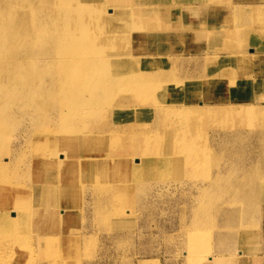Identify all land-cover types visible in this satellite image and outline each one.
<instances>
[{"label":"rangeland","instance_id":"obj_1","mask_svg":"<svg viewBox=\"0 0 264 264\" xmlns=\"http://www.w3.org/2000/svg\"><path fill=\"white\" fill-rule=\"evenodd\" d=\"M151 1L121 7L131 14L153 11L141 5ZM221 1L226 4L216 12L202 10V0H175L172 7L183 16L176 22L166 19L175 24L173 31L141 39L134 32L133 50L107 53L117 58L109 70L119 78L138 72L158 83V70L172 72L180 82L166 87L175 101L159 91L157 102L121 109L98 135L92 133L104 139L85 146L75 138L65 139L70 143L64 147L61 141V146L43 148L30 136L27 145L3 151L16 162L0 156V168L5 165L1 178L29 177L8 181L30 195L26 205L11 209L9 230L21 249L16 264H191L194 256L201 257L196 264H216L232 252L247 260L243 264H264V116H221L228 108L264 109V17H237L240 12L234 11L242 4V12H264V0ZM213 12L217 20L210 17ZM41 43L31 42L34 47ZM138 57L144 69L126 65ZM187 84L195 89L190 101L184 99ZM158 105L195 111L155 117ZM193 137L197 146L191 147ZM23 142L19 137L13 144ZM42 172L55 178L30 179ZM246 174L262 179L238 180ZM7 195L0 193V205L11 200ZM42 218L44 223H38ZM196 230L203 234L198 248L191 242ZM73 235L77 243L66 244ZM222 237L234 240L232 250L222 249ZM251 254L256 261L247 259ZM0 264H6L1 255Z\"/></svg>","mask_w":264,"mask_h":264},{"label":"bare ground","instance_id":"obj_2","mask_svg":"<svg viewBox=\"0 0 264 264\" xmlns=\"http://www.w3.org/2000/svg\"><path fill=\"white\" fill-rule=\"evenodd\" d=\"M158 1L159 4H155L156 0L148 5L141 3L146 8L153 7V11L139 9L131 14L127 7L121 6L127 3L130 6L135 0H0V156H4L3 160L8 158V162H16L15 156L3 151L18 150L27 145L26 138L30 136L39 139L33 143L43 148L61 146V141L64 147L70 143L65 139L77 138V145L82 146L94 139L102 140L105 136H93L92 133L98 135V131L107 125L111 114L130 108L136 102H157L156 93L159 91L165 92V100L175 101L166 87L180 82L172 72L158 70L155 78L159 82L156 83L153 78L142 77L138 72L123 79L109 70L115 68L117 58L107 53L123 52L126 48L133 50L131 39L134 32L139 39L159 38L175 27L173 22L166 20L168 17L175 22L182 19L181 9L172 7L175 0ZM202 1V10L212 9L216 12L226 4L221 0ZM216 12L209 14L214 20L219 18ZM34 40H41L42 43L34 47L31 44ZM115 56L120 57L121 54ZM140 59L129 60L126 65L144 69ZM184 91L185 101L195 98L193 86L187 84ZM153 109L155 117L164 118L181 115V112L187 116L195 111L190 110L191 107L169 108L160 105ZM221 116L256 118L264 116V109L228 108L221 112ZM13 120L16 122L12 123ZM84 132L87 134L84 135ZM19 137L25 142L14 146L13 141ZM191 140V147L194 144L197 146V140L194 137ZM4 170L5 165L0 168V182L9 185L11 182L8 181L29 180L27 175L18 173L10 175L9 179H2ZM261 176L246 174L238 180L251 181L262 179ZM54 178L52 173L42 172L30 179L44 182L45 179ZM4 188H0L4 190L0 193H8L11 200L3 201L0 205V255L6 264H16L21 257V249L18 246L20 239L9 230L13 225L11 209L26 205L30 195L24 188L12 185H4ZM107 213L101 216L107 217ZM43 218L38 223H44ZM34 226L38 227L39 224L35 223ZM240 229L244 231L247 228ZM77 239L75 235L69 236L65 243L74 244ZM202 240V231H192L193 247L198 248ZM220 240L225 251L232 250L236 245L228 237ZM251 247L253 249L256 245ZM224 255L220 259L222 264H243L247 261L241 255L240 259L236 258L233 252ZM194 257L191 264L198 262L196 258H201ZM256 258V254H251L247 259L256 261Z\"/></svg>","mask_w":264,"mask_h":264},{"label":"crops","instance_id":"obj_3","mask_svg":"<svg viewBox=\"0 0 264 264\" xmlns=\"http://www.w3.org/2000/svg\"><path fill=\"white\" fill-rule=\"evenodd\" d=\"M241 6H243L242 4H237V5H235L234 6V11L236 12V10H238L239 12V14H237V12H236V14H235V16L237 15V17L239 16V17H242V16H247V15H249V16H251V17H261V18H263L264 17V12H263V10H261V9H259V8H253V9H250V11L249 12H242V11H240V10H242L241 8ZM241 7V8H240ZM210 263H215V262H213V260L211 261H209ZM196 264V263H195ZM216 264H222L221 263V261H219L218 263H216Z\"/></svg>","mask_w":264,"mask_h":264}]
</instances>
